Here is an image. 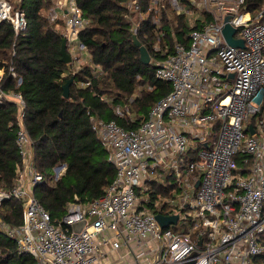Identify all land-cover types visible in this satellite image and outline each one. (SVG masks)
I'll return each mask as SVG.
<instances>
[{"label": "built area", "instance_id": "1", "mask_svg": "<svg viewBox=\"0 0 264 264\" xmlns=\"http://www.w3.org/2000/svg\"><path fill=\"white\" fill-rule=\"evenodd\" d=\"M142 1L125 0L131 31L137 35L149 19V62L170 90L136 125H129L137 118L129 108L139 86L127 102L111 107L128 126L87 110L115 175L100 196L69 201L57 221L34 194L43 175L23 123L22 94L2 85L6 71L15 86L21 76L13 66L0 67V102L17 107L19 155L14 184L0 190V202L13 197L22 204L21 222L0 220V229L32 264H101L105 249L121 247L130 255L125 264H256L254 257L264 252V3L250 11L245 0H146L145 9ZM20 2L0 0V22L8 21L16 35L27 26ZM48 9L49 19L63 20L70 63L101 76L78 38L86 20L76 0H54ZM226 22L243 46L225 41ZM236 155L242 156L239 167ZM66 167L53 165V178ZM154 181L162 191L152 199ZM157 213L177 214L176 222L162 226Z\"/></svg>", "mask_w": 264, "mask_h": 264}, {"label": "trees", "instance_id": "2", "mask_svg": "<svg viewBox=\"0 0 264 264\" xmlns=\"http://www.w3.org/2000/svg\"><path fill=\"white\" fill-rule=\"evenodd\" d=\"M53 0H21L27 26L15 34L8 21L0 22V67L13 66L21 76L15 86L14 77L6 71L5 89L18 90L25 102L23 123L31 138L35 167L43 180L34 186V194L42 206L57 221L71 200L86 202L100 196L112 181L115 168L94 130L87 110L105 120L114 118L124 126L123 118L112 113L113 104H123L141 87L139 96L131 103L136 123L146 116L152 105L169 90L168 82L154 76L152 63H143L132 40L131 13L125 0H76L86 24L78 31V38L86 45L91 59L104 73L96 77L88 65H81L74 75L69 96L62 95L61 85L72 75L67 72L70 62L60 60L63 33L58 23L41 11ZM264 0H245L250 11L257 10ZM146 0L142 1L146 8ZM146 18L137 32L138 39L151 52L152 31ZM182 32L185 25L181 23ZM144 33L147 37H144ZM180 35V34H179ZM89 81L87 85L80 82ZM107 95L110 100L101 98ZM17 107L12 101L0 102V190H8L15 181L19 155L15 144ZM189 157L194 151L189 150ZM238 167L242 156H235ZM66 162L67 167L54 179L52 167ZM151 197L162 191L157 182ZM0 220L18 225L22 220V204L16 198L0 202ZM256 264H264V252L254 257ZM33 258L17 250L15 241L0 229V264H32Z\"/></svg>", "mask_w": 264, "mask_h": 264}, {"label": "water", "instance_id": "3", "mask_svg": "<svg viewBox=\"0 0 264 264\" xmlns=\"http://www.w3.org/2000/svg\"><path fill=\"white\" fill-rule=\"evenodd\" d=\"M229 19V16L225 17V20L227 21ZM235 32V27H233L230 23L226 22L222 27V33L225 38V41L233 46H243V40L241 38H234L233 33ZM132 40L135 46L138 47L139 53H140V59L143 63L147 64L149 63V52L146 46L138 39L136 34H132ZM60 60L64 63H68L71 61V56L69 52L67 51V44H66V38L63 37L61 40L60 45ZM233 73H231L232 75ZM74 81V75L72 74L62 85V95L64 97L69 96V88L71 83ZM253 132V130H251ZM199 183V180L196 181L195 186H197ZM155 217L157 218L158 222L162 226H167L169 223H175L177 219V214L172 215H162L160 213L155 214ZM83 224V221L76 222L72 225V228L74 230H79Z\"/></svg>", "mask_w": 264, "mask_h": 264}, {"label": "crops", "instance_id": "4", "mask_svg": "<svg viewBox=\"0 0 264 264\" xmlns=\"http://www.w3.org/2000/svg\"><path fill=\"white\" fill-rule=\"evenodd\" d=\"M44 12L46 11L44 10ZM105 251H107L105 252L106 254L100 258L101 264H125L130 261V255H128L127 251L123 247L114 250L108 248L105 249Z\"/></svg>", "mask_w": 264, "mask_h": 264}, {"label": "rangeland", "instance_id": "5", "mask_svg": "<svg viewBox=\"0 0 264 264\" xmlns=\"http://www.w3.org/2000/svg\"><path fill=\"white\" fill-rule=\"evenodd\" d=\"M49 8V7H48ZM46 9L45 11L46 12H44V10H42L41 12L43 13V14H45L47 17L49 16L50 17V14H49V9ZM48 17V18H49ZM129 19H130V17H129ZM50 21H53L54 22V20L53 19H51L50 18ZM56 26H57V28H56ZM55 28L56 29H58L59 31H61L62 33H63V30H64V27H63V24H62V21H60V20H58V23L55 25ZM76 70V65L75 64H72V63H69V65H68V68H67V72H72V71H75ZM139 89H141V87L139 86L138 88H137V90H139ZM107 96V95H106ZM129 111L131 112V114L133 115V116H135V113H134V111L132 112L131 111V108H129ZM53 173H54V171H52L51 172V174L53 175ZM173 229H175V228H177V226H173L172 227ZM127 258V257H126ZM119 264V263H118Z\"/></svg>", "mask_w": 264, "mask_h": 264}]
</instances>
